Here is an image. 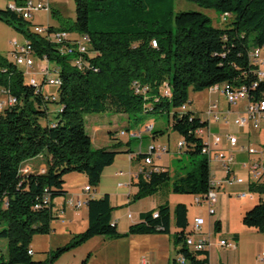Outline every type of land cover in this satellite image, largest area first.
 Returning a JSON list of instances; mask_svg holds the SVG:
<instances>
[{
  "label": "trees",
  "instance_id": "trees-1",
  "mask_svg": "<svg viewBox=\"0 0 264 264\" xmlns=\"http://www.w3.org/2000/svg\"><path fill=\"white\" fill-rule=\"evenodd\" d=\"M25 1L16 3L22 5ZM115 1L75 0L74 21L52 10L60 25L49 24L50 28L88 36L85 54L88 64L83 69L73 63V55H61L55 44L33 32L28 24L32 21L10 6L0 8V19L30 39L38 56L47 54L59 67L62 81L57 98L49 99L44 85L31 84L24 69L0 53V86L18 98L17 104L0 111V237L8 240L7 258L2 257L0 264H55L63 253L96 236L170 234L172 216L178 228L173 234L179 246L177 253L184 254L190 264L209 261L208 249L192 251L187 246V238L195 232L188 231L190 221L185 203H177L173 211L168 202L160 204L144 212L140 222L122 233L112 221L115 208L108 193L88 199V225L66 245L51 250L44 260H35L29 253L35 235L53 230L54 199L66 197L67 174H85L87 185L94 189L101 183L104 169L115 162L119 153L132 154L137 162L154 156L155 150L135 151L131 139L124 142L119 138L122 131L130 133L131 123L128 130L109 132L112 139L109 145L94 147L87 131L86 114L111 112L127 114L130 119L143 111L167 112L172 115L173 129L186 143V151L195 155L203 154L206 147L196 131L209 122L192 110L180 111L184 104L190 103L191 87L203 91L216 84L229 87L246 84L251 100L264 96V79L258 78L249 56L253 48L264 47V0H189L221 15L231 14V21L224 28L214 25L212 18L200 11H172L173 27L166 24L167 19L148 25L144 17L154 18V3L163 4L165 0H121L123 5L132 7V12L126 15L120 12L119 16L112 15ZM135 82L146 90L137 92ZM165 83L170 87V96L163 94ZM53 104L58 106L55 113H51ZM40 155L45 157L46 167L31 170L27 162ZM134 183L138 191L132 196L133 201L165 187L173 193L202 196L214 188L206 155L191 170L174 176L169 169L154 164L145 167ZM251 190L264 194V184H253ZM47 196L50 200L46 202ZM242 221L247 227L264 232L262 196L245 212ZM215 227L220 230L219 220ZM83 264H87V259ZM173 264H177L176 260Z\"/></svg>",
  "mask_w": 264,
  "mask_h": 264
},
{
  "label": "rangeland",
  "instance_id": "rangeland-1",
  "mask_svg": "<svg viewBox=\"0 0 264 264\" xmlns=\"http://www.w3.org/2000/svg\"><path fill=\"white\" fill-rule=\"evenodd\" d=\"M14 0H0V8H6L10 2ZM35 2H42L46 3L49 1L50 3V11L40 10L36 13V22H39L43 25H48V23L52 26L58 27L60 25V21L58 20V16L53 14L52 10L59 11L60 15L68 18L70 20H75L76 18V4L75 0H33ZM156 6L155 15L149 18L144 17V20L147 21L148 25L154 20H166L167 25H174V13L179 11H200L204 12L208 16L212 18L213 24L219 27H227L229 22L231 21L229 18L228 21H223L221 14L216 11L215 9H207L204 7L199 6L198 4L189 1V0H165L163 4L154 3V8ZM163 6V7H162ZM114 12L112 15L119 16V13L122 12L126 15L128 12H132V7L125 6L122 4L121 0H116L115 5L113 6ZM172 11L174 12L172 14ZM166 14L165 17L162 15ZM31 21V20H28ZM29 26H32V23H28ZM32 28V27H31ZM75 34L76 32L73 31ZM25 35L18 31L14 26L2 21L0 19V53L4 56H7L10 60H14V56L12 53L13 46L11 45V41L14 38H18L19 41L24 40ZM38 61V60H37ZM27 78L31 75H35L39 80L40 75L36 69L30 70L28 72ZM45 92L53 91V93L58 95V87L53 85H48L44 88ZM189 96L193 100V102L188 103L190 104L189 107H192V111L203 120L207 121L206 109L210 102L218 101L222 108L228 106L226 103V98L222 93H213L210 92L208 89L203 91H194L192 87L189 90ZM244 103H247L246 100L240 102V105L244 106ZM51 113H55L58 106L53 104L51 107ZM237 106H233V109H236ZM179 110V109H178ZM119 115V116H118ZM231 119L235 117V115L230 116ZM102 118L106 122V124L113 125L117 122V126L115 127L117 130L120 129H127L128 130V115H120L114 114L111 112H102V113H88L86 114V121H87V131L91 133L92 125L95 122H100ZM111 118L110 121H106V119ZM156 119L157 125L156 128L153 129H146L148 126L147 122L148 119ZM97 119V120H96ZM117 120V121H116ZM172 115H169L167 112H149L145 113L140 112L137 116L131 115L130 122L132 124V128L136 131H143V138L141 140L140 136H131L129 132L127 134H120L119 138H121L124 142H127L128 139L132 140L131 147L135 151H142L147 152L149 143L152 141L153 132L160 131L157 140H155V146L157 147H166L168 152L162 153L159 156H155L156 158H160V161L165 165H168L169 169L174 176L175 174H183L188 170H191L195 167L196 163L200 158H203V154H190L187 152V147H183L182 149L179 148L178 142L182 140V136L180 133L173 129L172 127ZM236 126L231 123L227 127H223L220 123H211L210 130L212 133H217L219 131H224L229 128H235ZM261 132L257 134L253 131L251 136L247 138L246 141L252 143V147L256 148L258 151H262L264 147V123L261 125ZM205 130L208 131L209 127L206 126ZM109 133L106 131L102 132L103 137H99L98 141L93 145L94 147L97 146H104L106 145L105 139ZM206 135L204 134L203 137ZM109 145V144H108ZM141 148V149H140ZM120 159L118 161V166L123 168L124 170L129 167V160L127 159V153H119ZM256 156H253L255 159ZM264 159V154L262 156ZM86 184L85 174L79 172H71L65 176V187L69 190V195L66 198L74 196L77 192H82L84 185ZM95 189V188H94ZM250 194V192H247ZM217 194V193H216ZM99 196V194H95ZM183 195V200L188 203L189 206V216L190 219V226L188 227V231H192V223L194 220L195 213H202L205 215L201 216L202 218L206 219L207 215L211 216L210 214V205L207 202L202 204L196 201V197L198 195L194 194H180ZM258 198H254L255 201ZM231 202L234 204L235 212L232 213V221L233 223H238L239 218L237 211L240 208L241 204H251L255 203L250 198H241L238 194L231 196ZM65 218L67 216L65 214ZM4 225V224H3ZM58 232H51L49 234H37L34 236V240L32 241L33 248L35 253L33 255L35 260H44L49 256V252L51 250H56L58 247L66 245L73 237L74 234H71L70 231L62 234L61 227L63 225L60 222V219L55 220L54 224ZM1 227H3L1 225ZM81 227V226H80ZM80 227L76 226L74 229H79ZM203 230L206 231V236L209 237V228L208 223L203 225ZM86 229V228H85ZM84 229V230H85ZM246 231L243 234L244 243L240 250H244L245 252V259L238 264H264V260L259 257V254H263L264 252V232L259 230H252ZM80 231V230H79ZM82 231V230H81ZM199 231H197V234ZM79 233V232H78ZM196 233V232H195ZM216 238L219 239V231H216ZM195 237L197 235H194ZM198 238V237H196ZM7 244L8 240L4 237H0V259L2 257L7 258ZM256 245V246H255ZM256 247V248H255ZM255 248V249H254ZM259 250V251H258ZM132 251V246L130 244V239L125 238H110L106 236H98L92 239L89 242L82 244L81 246L72 249L63 253L55 262V264H83L84 260L87 259V264H130L129 256Z\"/></svg>",
  "mask_w": 264,
  "mask_h": 264
},
{
  "label": "crops",
  "instance_id": "crops-1",
  "mask_svg": "<svg viewBox=\"0 0 264 264\" xmlns=\"http://www.w3.org/2000/svg\"><path fill=\"white\" fill-rule=\"evenodd\" d=\"M14 3H16V0L10 2L8 6ZM35 20H36V13L34 14L33 22H36ZM39 22L41 21H37V23ZM49 93H53V91H50ZM213 93H221V92H213ZM225 100L226 103L228 104L227 107L222 108L218 101H214L209 103L206 112L212 103L217 102L219 105V110L223 111V113H226L230 119H231L230 117L231 115H235V117L231 119L232 121H234L243 112L246 103H244V106L240 105V102L236 105H230L227 99ZM190 102L191 103L193 102L191 97H190ZM189 105L190 104H188L187 110H192V107H189ZM233 106H237V108L233 109ZM120 115L122 116L124 114H120ZM224 115L225 114H222L223 117ZM110 120L111 118L106 119V121H110ZM129 123H131L130 119H129ZM156 123H157L156 119L149 118L147 122L148 126L146 127V129L148 130L153 128L155 129L157 125ZM211 123H220V125H222L223 127L226 126L222 121H216V122L210 121L208 124L209 130ZM116 124L117 122L113 125L106 124V122L102 120V118L100 119V122H95L91 127L92 131L90 133L92 137L93 145L98 141L99 137L101 136L103 137L102 135L103 131L109 133L115 130L116 129L115 127L117 126ZM235 126H236L235 128H229L227 130L224 131L222 130L214 134L224 135L227 132H231L232 134L237 135L239 137L238 144L235 147L231 146L229 142H227V140L224 139V141L220 144L219 148L222 149L228 156L234 155L235 156V162L233 165L234 171L240 175L247 176V168H243L242 163L252 162L254 160L253 159L254 155H250L248 153L247 148L251 146L252 143L246 140L247 138H249V136H251L253 131L256 132L257 134H260L262 129L261 127L260 128L250 127L249 129H247V128L239 127L237 125ZM129 134L131 136H140L141 140L143 138L142 130L136 131L133 128H131ZM157 137H158L157 134H153L152 141L149 143L148 149L151 146H155L154 144H155V140H157ZM203 138L205 139V137ZM105 142L106 145L112 142L110 134L106 136ZM97 147H102V146H97ZM263 151H264V147H263ZM161 154L162 153L154 154L152 158L153 164L161 168L167 169L169 166L162 163L160 161V158H156L157 156L160 157ZM133 156L134 155L127 153V159L129 160L130 164L129 167L124 170L117 164L120 159V156L117 155L115 162L104 169L101 183L99 184L98 187L93 189L92 192V196L94 197H101L105 193L109 194L110 202L112 206L115 208L112 212V221L116 223L118 230L122 233L127 232L132 224L140 222L142 220V214L144 212L156 209L160 204H163L165 202L169 203L172 211L174 210L177 203L179 202L185 203L188 207V214H189V206L188 203L183 200L184 196L180 195L179 193L171 192L168 187H165L161 189L159 192L144 197L140 200L137 201L132 200V196L138 191V188L134 183L137 180V171L144 164V160L141 162H137L134 160ZM27 165L31 170L34 171L42 170L46 167L45 157L40 155L35 158H32L27 162ZM120 171H122L124 174L120 175L119 174ZM211 172H212L213 180H216V184L214 185V189H215L214 191L217 193L216 213L211 216L207 215L204 222V225L208 223L207 230L209 228V235H208L209 237L206 236V231L203 230V227L198 232L199 234H197L196 232L193 235H197L196 237L198 238L194 236V238L196 239L202 237H207L210 239V245L208 247V254H207L209 261L207 264H238V262L242 261V259L243 260L245 259L244 250L242 249L240 250V245L242 247L244 243L243 234L246 231H250L248 230V228L252 230H256V228L247 227L246 225H244L242 219L245 212L251 209L259 200L257 199L258 201H255L254 199H252L255 203H251V204L245 203V205L241 204L240 208L237 211L239 222L234 224L232 221V213L235 212V210H234V204H232L231 202V196H234L236 194H238L239 196L240 192L241 194L250 192V190L248 189L249 188L251 189L252 185L248 183H230L226 181V168L222 161H217V160L212 161ZM85 178H86V184L84 186L88 184V178L86 175ZM120 183L122 185H120ZM64 188L68 191L67 195H69V190L65 187V185ZM95 194H99V196H96ZM83 195L84 192L82 190V192L75 193L73 197H81ZM65 198H66L65 196H62L54 199V204H55L54 210H57L59 207L63 205ZM65 214L67 216V219L65 218L66 222L63 223L60 221L61 224L63 225V227H61L62 234H64L65 231L66 232L70 231L71 234H75L78 232H82L87 227L88 206L83 207L81 210H75L72 207H66ZM129 214H131V216H129ZM190 215L191 214H189V216ZM201 216L205 217V215L200 212L195 213L194 219L196 217H201ZM55 220L57 219H54L52 222V228H53L52 232L57 233L58 229L54 225ZM217 220L220 221L219 239L215 237L217 235L216 234L217 230L215 227V222ZM76 226L78 227L81 226V227L79 229H74V227ZM177 231L178 228L175 226L174 217L172 216L170 234H136V235L128 236L127 239H130V244L132 246V251L129 256L130 264H173L174 260H176L178 254L177 252L179 248V246H176L173 238V234ZM236 234L238 237H236ZM94 238L95 237H93L92 239ZM92 239H90V241ZM222 239H228L234 241L236 243V248L231 249L221 246L220 240ZM31 248L35 253L33 245H31ZM260 255L261 254H259V257Z\"/></svg>",
  "mask_w": 264,
  "mask_h": 264
},
{
  "label": "built area",
  "instance_id": "built-area-1",
  "mask_svg": "<svg viewBox=\"0 0 264 264\" xmlns=\"http://www.w3.org/2000/svg\"><path fill=\"white\" fill-rule=\"evenodd\" d=\"M10 7L17 11L19 14L23 16L26 20H31L33 22L35 12L46 10L50 11V3H42L35 2L33 0H26L24 4L20 5L14 3L10 5ZM222 16L223 21H228L231 17V14L225 13ZM32 31L42 35L46 40L56 45L58 51L61 55H73V63L80 69H83L88 61L85 59V54L88 53V42L89 38L87 35L73 33L64 30H57L50 28L48 25H43L39 23H32ZM155 44L156 42L153 41ZM11 45L13 46V56L14 62L21 68L24 69L26 76L29 74L30 70L36 69L38 75H40V80L35 76L31 75L28 80L34 86H43L44 88L48 85L60 86L61 78L59 74V67L50 59L47 54H44L42 57L36 54L35 48L32 45V42L27 37H24L23 41H19L18 38H14L11 41ZM250 61L256 66V74L259 79H264V47H255L250 51ZM38 60V61H37ZM253 88L256 87V83L253 84ZM135 88L137 92H144L146 89L141 87L139 84L135 82ZM163 94L165 96H170L171 90L168 83H165L162 87ZM211 92H221L225 95L228 103L230 105H236L242 100H246V106L243 112L232 121L226 113L219 110V105L217 102L212 103L208 108L207 121H222L226 126L231 123L249 129L250 127L260 128L262 123H264V96L259 100H251L250 99V91L248 85L244 84L240 87H229L224 84H216L209 88ZM47 98L56 99L57 94L47 92ZM18 103V98L12 95L9 89L0 86V111L5 108L12 106ZM188 103L184 104L180 111H187ZM222 114H225L224 117ZM122 134L124 132L122 131ZM196 134L202 136L205 134V142L206 147L203 148L202 153L209 158L210 164L212 161H222L226 168V181L230 183H248L250 185L260 186L264 184V159L262 156L264 151H258L256 148L249 146L247 151L250 155L256 156V158L252 162H243L242 167L247 168V176H243L234 171V155H227L222 149L219 148L220 144L225 140L229 142V144L235 147L238 144V136L232 134L231 132H227L224 135L214 134L210 130L208 132L205 131V128L198 129ZM178 146L180 149L186 146L185 141L182 139L178 142ZM155 150V153H165L167 152L166 148L160 147L157 148L155 146H151L149 151ZM153 165V159L147 158L144 160V164L137 171V176L145 171V167H151ZM28 169L26 168L25 171ZM120 175L124 173L122 171L119 172ZM213 186L216 184V180L212 178ZM120 185H122L120 183ZM213 188L207 196L198 195L196 197V201L200 204L207 202L210 205V214L214 215L216 213V202H217V194ZM250 199H254L255 197L260 199L262 196L264 200V194H260V192L252 191L250 188ZM84 195L81 197H69L65 198L64 203L61 207L55 210L56 219H60L61 222L65 223V209L66 207H72L75 210H81L83 207L87 206L88 199L92 197L93 188L89 185L84 186L83 188ZM241 197V192L239 193ZM245 198V197H241ZM46 202L49 201V196L46 197ZM131 216V214H129ZM154 216H158V212L154 213ZM205 219L202 217H196L194 219V223L192 225V230L194 232L200 231L202 226L204 225ZM187 246L192 251H202L207 250L210 245V239L207 237H202L199 239L194 238V235H190L187 240ZM220 245L226 248L235 249L236 243L234 241L228 239L220 240ZM30 254H34V251H29ZM261 259H264V253L260 255ZM177 264H190L188 258L180 253L177 254L176 257Z\"/></svg>",
  "mask_w": 264,
  "mask_h": 264
},
{
  "label": "bare ground",
  "instance_id": "bare-ground-1",
  "mask_svg": "<svg viewBox=\"0 0 264 264\" xmlns=\"http://www.w3.org/2000/svg\"><path fill=\"white\" fill-rule=\"evenodd\" d=\"M241 197H250V194H248V193H242L241 194Z\"/></svg>",
  "mask_w": 264,
  "mask_h": 264
}]
</instances>
